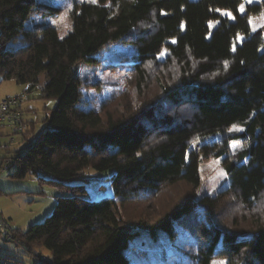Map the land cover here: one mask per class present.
<instances>
[{"label":"trees","instance_id":"obj_1","mask_svg":"<svg viewBox=\"0 0 264 264\" xmlns=\"http://www.w3.org/2000/svg\"><path fill=\"white\" fill-rule=\"evenodd\" d=\"M244 2L75 0L65 34L50 22L26 26L40 9L37 0H0L1 80L27 85L28 92L40 87L44 98L57 100L41 138L10 157V175L33 174L72 193L58 197L44 222L14 229L7 241L38 257L34 264H136L125 249L141 229L175 237L180 227L199 240L196 264H213L217 256L264 264V219L253 212L264 194V32L252 29L264 3L241 12ZM125 39L136 51L126 63L138 97L113 111L100 106L103 115L83 100L78 66L101 62L99 53ZM153 80L158 96L147 94ZM26 122L23 141L38 132ZM234 125L243 131L229 136ZM230 138L246 143L236 159L228 155ZM195 139L204 142L192 147ZM221 157L229 183L214 197L201 167ZM91 166L115 170L114 197L87 199L85 184L70 183ZM180 187L186 189L173 196ZM228 195L253 214L231 213L223 222L219 211ZM129 203H145L139 220L127 217ZM245 222L251 227L241 228ZM41 247L50 258L35 252ZM12 256L0 244V264H16Z\"/></svg>","mask_w":264,"mask_h":264},{"label":"rangeland","instance_id":"obj_2","mask_svg":"<svg viewBox=\"0 0 264 264\" xmlns=\"http://www.w3.org/2000/svg\"><path fill=\"white\" fill-rule=\"evenodd\" d=\"M73 1L75 0H37L40 9L31 15L26 26H32L36 22H50L61 27L65 34L70 32L72 30L70 10ZM253 3H264V0H245L240 8L241 12L246 11L247 4ZM55 9H59L60 12H55ZM223 15H227V13L223 12ZM216 24L217 22L211 23V27L214 28ZM146 26L144 25V27ZM252 29L253 31L261 29L264 32V13L253 20ZM135 55V48L128 43V39H125L108 45L99 53L101 62L94 65L79 64L78 73L86 84L83 100L88 106L102 110L100 112L105 115L100 106H105V109L113 111L121 104L129 105L132 99L138 97L135 87L136 74H134V70L127 67L126 63ZM165 58L166 51H163L160 59L164 60ZM98 87L99 89H97ZM26 88L27 85L19 84L15 80H1L0 78V103L7 98L20 97L19 104L23 118L34 122L35 130L39 131L46 125L44 120L50 111L56 107L57 100L44 98L40 87L31 92H28ZM146 88L149 96L160 95L158 81L149 82ZM242 131L241 125H234L228 130V135ZM230 141L228 155L230 158L236 159L238 154L246 148V143L241 139L233 140L230 138ZM202 142L204 140L195 139L192 142V147H196ZM24 149L23 138L19 134H15L8 123L0 122V162L6 158V164L16 151ZM222 161L223 157L206 159L201 167V174L209 180L214 197L220 196L229 183L228 173L223 167ZM14 170L12 165L10 168H4L0 171V211L4 213L6 218H9L14 229L24 232L30 225L44 222L46 217L53 213L59 196L72 195L71 191L62 186L50 182H40L38 177L33 174H29L23 179L14 178L10 175ZM114 173V169L101 171L91 166L83 172L84 179H76L70 183L74 185L85 184L87 192L83 196L87 199L112 198L114 197V188L111 177ZM46 177L50 178L49 175ZM175 189V191L172 190L173 196L186 187ZM261 197V201L256 205L253 212L264 219V194ZM225 204H230L231 208L225 209L223 207ZM144 209L145 203H129L125 207V213L127 217H130V221H137L141 218ZM219 212L221 216L223 215L221 217L223 222L231 220V217H228L231 213L236 214V216L240 215L239 217L245 213L247 215L253 214V212L245 211L240 202L231 195L223 198ZM226 216L228 217L227 220H225ZM250 227L246 222L241 226L243 229ZM178 228L180 232L175 237H169L158 230L155 234H151L148 230L141 229L139 235L130 241L125 253L136 264H196L199 240L188 231ZM0 244L3 246V251L13 255L12 258L17 260L15 261L16 264H34V261L38 259V257L29 255L22 246L7 241L1 233ZM35 252L41 256L51 257V252L45 247L36 249ZM213 264L229 263L227 259L217 256Z\"/></svg>","mask_w":264,"mask_h":264},{"label":"built area","instance_id":"obj_3","mask_svg":"<svg viewBox=\"0 0 264 264\" xmlns=\"http://www.w3.org/2000/svg\"><path fill=\"white\" fill-rule=\"evenodd\" d=\"M21 98H7L2 103H0V122L8 123L15 134H19L22 138L29 129V125L23 118L21 106L19 104ZM50 127L49 124L41 128L37 133L32 135L29 140L25 142L26 150L31 144L36 142L41 138L43 131ZM13 165V160L10 158L9 161L4 165V168H10ZM3 168V169H4ZM43 172V170H40ZM13 230L10 221L6 218L0 211V233L6 238L11 239L13 237Z\"/></svg>","mask_w":264,"mask_h":264},{"label":"crops","instance_id":"obj_4","mask_svg":"<svg viewBox=\"0 0 264 264\" xmlns=\"http://www.w3.org/2000/svg\"><path fill=\"white\" fill-rule=\"evenodd\" d=\"M22 110V109H21ZM32 122V121H31ZM3 215H4V213L3 212H1ZM5 216V215H4ZM9 219V218H8Z\"/></svg>","mask_w":264,"mask_h":264}]
</instances>
